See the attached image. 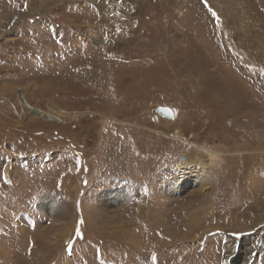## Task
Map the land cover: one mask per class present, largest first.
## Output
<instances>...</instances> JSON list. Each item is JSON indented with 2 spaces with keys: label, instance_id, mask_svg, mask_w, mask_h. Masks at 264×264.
Segmentation results:
<instances>
[{
  "label": "rangeland",
  "instance_id": "1",
  "mask_svg": "<svg viewBox=\"0 0 264 264\" xmlns=\"http://www.w3.org/2000/svg\"><path fill=\"white\" fill-rule=\"evenodd\" d=\"M0 264H264V0H0Z\"/></svg>",
  "mask_w": 264,
  "mask_h": 264
}]
</instances>
